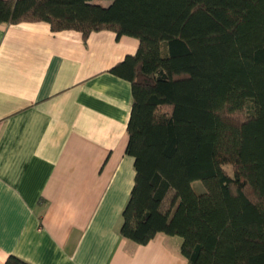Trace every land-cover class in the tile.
<instances>
[{
    "label": "trees",
    "instance_id": "trees-1",
    "mask_svg": "<svg viewBox=\"0 0 264 264\" xmlns=\"http://www.w3.org/2000/svg\"><path fill=\"white\" fill-rule=\"evenodd\" d=\"M102 1L0 0V23L138 40L110 68L132 92L119 234L179 236L187 264H264V0Z\"/></svg>",
    "mask_w": 264,
    "mask_h": 264
},
{
    "label": "crops",
    "instance_id": "crops-1",
    "mask_svg": "<svg viewBox=\"0 0 264 264\" xmlns=\"http://www.w3.org/2000/svg\"><path fill=\"white\" fill-rule=\"evenodd\" d=\"M108 4L109 1H102ZM138 40L0 23V263L187 264L181 238L119 234L134 183L132 92L110 71Z\"/></svg>",
    "mask_w": 264,
    "mask_h": 264
},
{
    "label": "rangeland",
    "instance_id": "rangeland-1",
    "mask_svg": "<svg viewBox=\"0 0 264 264\" xmlns=\"http://www.w3.org/2000/svg\"><path fill=\"white\" fill-rule=\"evenodd\" d=\"M95 2H99V0H95ZM224 168L226 169L227 172L232 173V169H231L230 166H225ZM192 187H193V189L196 192H199L200 189H204L201 181H194V182H192Z\"/></svg>",
    "mask_w": 264,
    "mask_h": 264
}]
</instances>
